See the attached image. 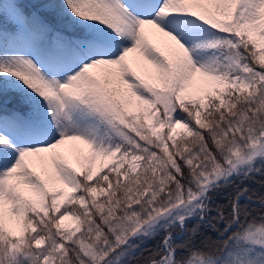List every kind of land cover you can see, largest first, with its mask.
<instances>
[{"label": "snow or ice", "instance_id": "6c2138e0", "mask_svg": "<svg viewBox=\"0 0 264 264\" xmlns=\"http://www.w3.org/2000/svg\"><path fill=\"white\" fill-rule=\"evenodd\" d=\"M257 174L264 0H0V264H264Z\"/></svg>", "mask_w": 264, "mask_h": 264}, {"label": "trees", "instance_id": "16d2710c", "mask_svg": "<svg viewBox=\"0 0 264 264\" xmlns=\"http://www.w3.org/2000/svg\"><path fill=\"white\" fill-rule=\"evenodd\" d=\"M180 138H182V137H180V136L177 137L178 140ZM136 171H137V173H139L141 171V169L138 167ZM255 180L256 181L264 180V177H262V176H260V175L257 174L255 176ZM125 182H127L126 179H125ZM237 183H240V181H237ZM243 183L246 184L249 188L256 190L258 193L259 192H264V188H261L258 183H253L252 181H249V180H244ZM232 191H233L232 188L225 189L224 190V193H222L221 196H219L217 198V201L216 202L217 203H220L222 205H227L228 204V200L224 199L223 196H224V194H230V193H232ZM97 199L98 200H102V199H104V196L102 194H98L97 195ZM256 207H259V205L257 204Z\"/></svg>", "mask_w": 264, "mask_h": 264}, {"label": "rangeland", "instance_id": "374dc122", "mask_svg": "<svg viewBox=\"0 0 264 264\" xmlns=\"http://www.w3.org/2000/svg\"><path fill=\"white\" fill-rule=\"evenodd\" d=\"M65 224L66 225H71V222L70 221H66Z\"/></svg>", "mask_w": 264, "mask_h": 264}]
</instances>
